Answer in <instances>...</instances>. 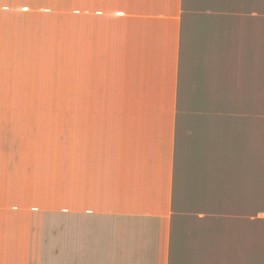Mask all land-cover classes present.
<instances>
[{
    "label": "crops",
    "instance_id": "1",
    "mask_svg": "<svg viewBox=\"0 0 264 264\" xmlns=\"http://www.w3.org/2000/svg\"><path fill=\"white\" fill-rule=\"evenodd\" d=\"M63 56L64 0H0V264L51 183L57 264H264V0H74L75 113H27Z\"/></svg>",
    "mask_w": 264,
    "mask_h": 264
},
{
    "label": "rangeland",
    "instance_id": "2",
    "mask_svg": "<svg viewBox=\"0 0 264 264\" xmlns=\"http://www.w3.org/2000/svg\"><path fill=\"white\" fill-rule=\"evenodd\" d=\"M36 75L34 89L28 91L31 102L25 106L27 113L42 115H66L75 113L74 103V0H64V56L58 74L46 71ZM35 77V78H37ZM56 183H51L50 216L43 218L44 229H48L47 248L35 251L28 264H57V193ZM35 225H36V218ZM42 227V226H41Z\"/></svg>",
    "mask_w": 264,
    "mask_h": 264
}]
</instances>
